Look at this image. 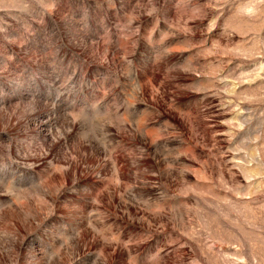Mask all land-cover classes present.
Instances as JSON below:
<instances>
[{"label": "rangeland", "instance_id": "374dc122", "mask_svg": "<svg viewBox=\"0 0 264 264\" xmlns=\"http://www.w3.org/2000/svg\"><path fill=\"white\" fill-rule=\"evenodd\" d=\"M0 264H264V0H0Z\"/></svg>", "mask_w": 264, "mask_h": 264}]
</instances>
